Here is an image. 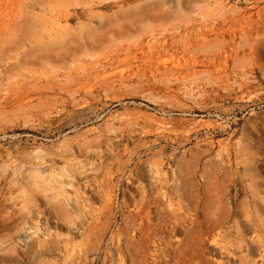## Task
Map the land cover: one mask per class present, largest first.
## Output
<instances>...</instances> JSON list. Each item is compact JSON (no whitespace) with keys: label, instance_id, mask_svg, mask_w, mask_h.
Masks as SVG:
<instances>
[{"label":"rangeland","instance_id":"rangeland-1","mask_svg":"<svg viewBox=\"0 0 264 264\" xmlns=\"http://www.w3.org/2000/svg\"><path fill=\"white\" fill-rule=\"evenodd\" d=\"M0 264H264V0H0Z\"/></svg>","mask_w":264,"mask_h":264}]
</instances>
